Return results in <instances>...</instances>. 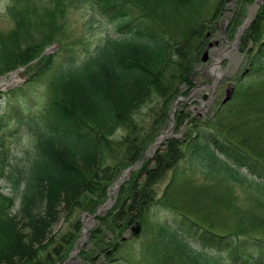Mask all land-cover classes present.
Listing matches in <instances>:
<instances>
[{"label":"trees","instance_id":"obj_1","mask_svg":"<svg viewBox=\"0 0 264 264\" xmlns=\"http://www.w3.org/2000/svg\"><path fill=\"white\" fill-rule=\"evenodd\" d=\"M203 1L11 0L13 28L0 29V78L20 68H28L29 78L19 89L0 91V130L12 116L18 123L26 116L33 136L0 173L11 189L6 194L0 185V264L65 259L79 237L81 214L97 210L117 177L143 160L176 97L195 86L214 20H190L188 13L201 12ZM86 4L115 37L108 34L82 59L70 51L57 67L56 55L32 66L66 32L70 12ZM249 41L256 46L249 74L230 101L210 117L179 109L178 136L132 170L114 206L97 217L103 236L92 231L90 241L108 258L99 264H141L140 251H123L134 243L120 240L126 229L155 237L153 247L142 246L146 264H264V6L243 35L241 52ZM41 79L43 86L33 85ZM199 170L216 181L196 185ZM233 181L244 187L246 207ZM63 220L70 232L57 240L51 228ZM110 233L115 240H107Z\"/></svg>","mask_w":264,"mask_h":264},{"label":"rangeland","instance_id":"obj_2","mask_svg":"<svg viewBox=\"0 0 264 264\" xmlns=\"http://www.w3.org/2000/svg\"><path fill=\"white\" fill-rule=\"evenodd\" d=\"M220 1H223L225 3L224 7L218 5ZM258 1L260 0H204L201 7V12L190 11L188 13V17L190 18V20H214L211 23L206 22L211 25V28H207V31L211 32H207V44L204 48L203 54L200 56L199 63L196 66L197 73L195 75V86L190 90L189 94H181L180 96L176 97L171 108V113L168 120L166 121L164 126H162L159 133L160 135L154 140L153 144L149 147V150H147L146 155L143 158L144 160L147 158H151L149 156L152 155V148L154 145H157V142L161 140V142H159L160 144L157 147L159 148L168 138H176L178 136V131L176 128V117L177 111L179 109L184 108L186 113L192 114L193 116H199L200 118L212 116L213 112L217 111L221 107L222 102L227 97L228 92L234 85L237 84V81L240 79L241 75L248 70L249 57L252 56L253 52L255 51L254 47H256L254 42L249 41L248 44L244 46V49L241 52V39L245 33L244 32L239 40V43L237 44V48L234 43L238 31L245 25L247 19H250L252 12L255 11V13L252 14L254 20L261 8L264 6V0L261 1L262 4L260 7H258L257 5ZM10 4L11 0H0V29L3 32H8L13 28V23L7 15V8ZM255 6L256 10H254ZM218 7L219 10L216 15L219 16H215V19H213L211 16ZM204 12H206L208 16H203ZM91 15L92 8L90 4L84 5V7L79 10L71 11L68 15V18L66 19V32L64 33V31L60 30L59 32L61 34L59 36V39L55 42V44L46 47L44 49L45 51L40 54V57L34 61L32 66L36 65L39 62L40 58L48 57L49 55H56L57 61L52 63V67H57L64 60V58L66 59L68 57L70 51L78 56V60L82 59L86 55L85 53L88 49L92 51L99 45H102L105 37L108 34H111L113 36L115 35L114 28L111 25L106 24L103 18L96 15L91 18ZM233 20L235 27H231V29L229 25L233 22ZM213 25H215V28L213 29L214 31H212ZM229 28L231 30L228 33ZM233 29L235 30L232 32ZM206 52L208 53V58L207 61H204L203 58ZM220 55H223L222 59H219ZM21 73H23L24 76H20ZM28 78V68H22L17 72H13L6 76H3L0 78V91L9 92L15 89H19L26 84ZM44 79H46V77ZM43 84V79H41L33 85L40 87L43 86ZM157 99H160L159 101L163 100L161 98H155L154 101ZM147 111V108H143L141 110V116ZM22 118V121L18 123V120H16L12 116L6 126H4L0 130V173L3 168H7L8 165L12 163L16 157L20 156L21 152L24 151L32 141V129L29 126L28 121L26 120V116H22ZM165 136L166 138H163L162 140L161 138ZM156 150L157 149L154 150L153 154ZM130 169H128V171H123L119 175V177H117V179L109 189L108 197L101 204V206L97 208V210L92 213L81 214L80 218L82 221V225L80 229L81 231H78L79 237L73 243V247L69 251L68 256H65V259L61 261L59 260L57 264H99L102 261H105V257L107 258L105 251L97 250L95 240L91 239L90 241V234L92 233V231H94L93 233H95V230H97L100 226V221H98L97 217H99L100 215H104L105 212H107L114 206V199L116 195H118L119 191L117 187L120 182L121 187L123 185V182H127L130 179V174L132 171H130ZM215 175L218 176L217 172ZM193 177L196 180V185H210L211 183L213 184L216 181L215 178H211L208 174L201 170L196 172ZM165 179L161 181L163 183L161 185V188H163L165 184H167V180ZM221 179L227 178H220L217 180L221 181ZM227 183L228 182L226 181L224 185ZM0 185L3 187V190L6 194L11 193V189L9 188L8 183H5L0 179ZM232 185L234 186L235 196H239L237 200L238 203L241 206L246 207L248 205V201H246L245 196L246 194L244 195L241 192L244 187L236 181H233ZM247 191L248 193L252 192L251 190ZM187 193L188 197L190 198L191 191H188ZM209 197L210 196L208 195V198ZM181 202H185L189 205L192 204V200H183ZM191 207L194 210H196V208H200L199 206L195 205ZM97 213L99 214L95 217V219L90 221L89 218L94 217ZM87 223L89 226H87ZM51 230L52 231L50 233V236L56 235L57 240H61L64 235H67L70 232L69 225L65 224L64 220L53 226ZM97 234L98 238L99 236H103L101 234V229ZM132 235L134 234L130 230L127 231L126 229L125 231H123L120 240L123 241L124 239H127V241H134L132 245H128V248H125L123 251L127 252L129 247L131 251L135 248L137 251H140V254L136 255L137 259L141 261V264H146L148 262V259L146 258L147 254L144 252L141 253V250L146 249V247L142 246L149 245V247H153V245L155 244V237L150 232L146 234L137 233L134 235V239H132ZM108 236L109 237L107 238V240L116 239L112 233H110ZM255 236L259 238L262 235L261 233L256 232ZM196 248L203 250L200 246H196ZM77 250L79 251L76 252ZM82 251L93 254L95 260H87L83 255L84 253H81Z\"/></svg>","mask_w":264,"mask_h":264},{"label":"water","instance_id":"obj_3","mask_svg":"<svg viewBox=\"0 0 264 264\" xmlns=\"http://www.w3.org/2000/svg\"><path fill=\"white\" fill-rule=\"evenodd\" d=\"M261 4H262L261 1H258V2H257L258 7H260ZM254 8H255V10H256V6H255ZM254 13H255V12H254ZM253 18H254V17H252V18H250V19H247L245 25H244V26L238 31L237 36H236V40H235V43H234V45L236 46V48H237V44L239 43V40H240L241 36H242L243 33L245 32V30L248 28V26H249V24L252 22ZM216 45H217V43H216ZM207 58H208V53L206 52V53L204 54V58H203V60H204V61H207ZM20 76H24V74L21 73ZM229 96H230V93H229V95H228V98H229ZM228 98H227V99H228ZM205 112H206V111H205ZM155 149H156V145H154L153 148H152V151H151V152H152V155H153V152H154ZM152 155H150V156H152ZM150 156H149V157H150ZM141 162H143V160H142ZM141 162H140V163H141ZM140 163H137L134 167H132V168L130 169V171L133 170V169H135ZM127 176H128V175H127ZM117 189H119V186L117 187ZM98 214H99V213H97L94 217L89 218L90 221L94 220L95 217H96ZM85 216H86V215H85ZM76 252H78V251H76Z\"/></svg>","mask_w":264,"mask_h":264},{"label":"bare ground","instance_id":"obj_4","mask_svg":"<svg viewBox=\"0 0 264 264\" xmlns=\"http://www.w3.org/2000/svg\"><path fill=\"white\" fill-rule=\"evenodd\" d=\"M260 1H262V0H260ZM254 10H255V8H254ZM254 12H255V11H253V12H252V14H253ZM252 14H251V17H250V18H252V17H253V15H252ZM222 58H223V55H220V56H219V59H222ZM166 136H168V135H166ZM166 136H165V137H166ZM165 137H162L161 139L163 140V138H165ZM159 142H161V140H160ZM159 142H157V145H156V147H158V145L160 144ZM87 226H89V225H88V223H87Z\"/></svg>","mask_w":264,"mask_h":264}]
</instances>
